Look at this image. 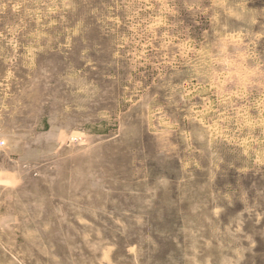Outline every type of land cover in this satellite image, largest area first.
Segmentation results:
<instances>
[{"label":"rangeland","instance_id":"374dc122","mask_svg":"<svg viewBox=\"0 0 264 264\" xmlns=\"http://www.w3.org/2000/svg\"><path fill=\"white\" fill-rule=\"evenodd\" d=\"M0 264H264V0H0Z\"/></svg>","mask_w":264,"mask_h":264}]
</instances>
